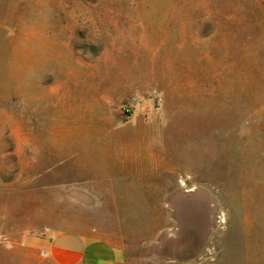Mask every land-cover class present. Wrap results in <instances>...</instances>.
<instances>
[{
    "label": "rangeland",
    "instance_id": "rangeland-1",
    "mask_svg": "<svg viewBox=\"0 0 264 264\" xmlns=\"http://www.w3.org/2000/svg\"><path fill=\"white\" fill-rule=\"evenodd\" d=\"M61 237L264 264V0H0V264Z\"/></svg>",
    "mask_w": 264,
    "mask_h": 264
},
{
    "label": "crops",
    "instance_id": "crops-1",
    "mask_svg": "<svg viewBox=\"0 0 264 264\" xmlns=\"http://www.w3.org/2000/svg\"><path fill=\"white\" fill-rule=\"evenodd\" d=\"M53 264H115L117 253L107 243L81 237H61L43 249Z\"/></svg>",
    "mask_w": 264,
    "mask_h": 264
},
{
    "label": "built area",
    "instance_id": "built-area-1",
    "mask_svg": "<svg viewBox=\"0 0 264 264\" xmlns=\"http://www.w3.org/2000/svg\"><path fill=\"white\" fill-rule=\"evenodd\" d=\"M41 255H42L43 257H45V258L47 257V253L44 252V251L41 253Z\"/></svg>",
    "mask_w": 264,
    "mask_h": 264
}]
</instances>
